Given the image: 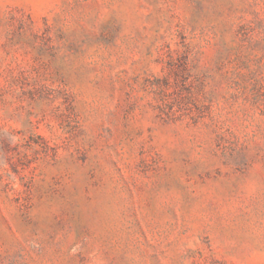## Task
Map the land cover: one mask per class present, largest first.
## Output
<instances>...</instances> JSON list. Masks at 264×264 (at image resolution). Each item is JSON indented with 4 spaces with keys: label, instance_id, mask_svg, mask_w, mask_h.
I'll return each instance as SVG.
<instances>
[{
    "label": "rangeland",
    "instance_id": "374dc122",
    "mask_svg": "<svg viewBox=\"0 0 264 264\" xmlns=\"http://www.w3.org/2000/svg\"><path fill=\"white\" fill-rule=\"evenodd\" d=\"M0 264H264V0H0Z\"/></svg>",
    "mask_w": 264,
    "mask_h": 264
}]
</instances>
